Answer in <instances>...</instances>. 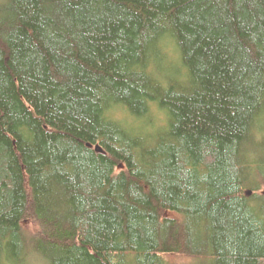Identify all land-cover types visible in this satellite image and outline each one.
<instances>
[{"label":"trees","instance_id":"trees-1","mask_svg":"<svg viewBox=\"0 0 264 264\" xmlns=\"http://www.w3.org/2000/svg\"><path fill=\"white\" fill-rule=\"evenodd\" d=\"M264 264V0H0V264Z\"/></svg>","mask_w":264,"mask_h":264},{"label":"rangeland","instance_id":"rangeland-1","mask_svg":"<svg viewBox=\"0 0 264 264\" xmlns=\"http://www.w3.org/2000/svg\"><path fill=\"white\" fill-rule=\"evenodd\" d=\"M170 261L172 264H189L190 260L180 257V256H172L170 259H167Z\"/></svg>","mask_w":264,"mask_h":264}]
</instances>
